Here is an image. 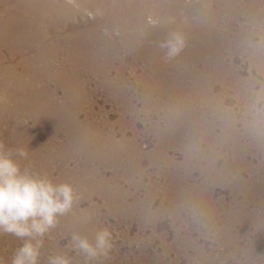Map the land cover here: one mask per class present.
<instances>
[{
  "label": "rangeland",
  "instance_id": "rangeland-1",
  "mask_svg": "<svg viewBox=\"0 0 264 264\" xmlns=\"http://www.w3.org/2000/svg\"><path fill=\"white\" fill-rule=\"evenodd\" d=\"M11 1L0 0V78L4 77V80L0 79V128L2 126L0 140L9 148H24L28 152L29 158L20 161L22 166L32 163L30 166L42 174H47L54 183H70L78 196L71 212L60 217L57 227L44 238L41 264H46L47 257L57 252H66L72 256L73 264H264V0H236L235 3L228 4L229 7L226 6V10L230 9L236 15L224 25L228 26L227 37L237 38L236 43L239 46L232 42L217 54L223 64L221 63V70L211 69L208 73L204 83H211L210 92L206 94L201 91L200 96L180 102V105L172 108L171 114L165 117L154 112L145 115L146 113L141 110L144 104L141 99L136 100L137 109H140L138 114L127 113L125 102L116 97V91L112 93L111 87L103 85V73L93 71L94 66L83 68L72 66L74 62H81L84 59L91 65L99 61L102 63L103 57L47 52L49 51L47 44L56 43L57 40L53 41L54 43L51 41L62 34L65 36L83 27H90L96 20L103 21L107 12L103 10L95 12V6L106 5L109 0ZM124 1L117 0L118 3L125 5ZM156 1L158 2L151 0L148 6L143 4L142 8L147 10L142 11L132 4L131 0H127V24H132L129 19L131 17L139 19L146 29L148 27L153 29L162 22H166L164 23L166 26L173 25L175 19L166 16ZM182 1L189 5H182L181 11H178L180 13H188V9L197 12V6L198 9L201 7L216 9L222 0ZM61 3L66 7L68 5L74 7L75 11L62 13L59 8ZM90 3L94 7H90ZM170 8L176 7L171 4ZM129 9L131 12L128 14ZM225 14L220 13L219 22L225 21L227 18ZM106 28V26L100 28L101 34L108 32ZM31 31L40 34L46 31L48 36L43 39L42 36L35 38ZM119 33L118 28L110 31L111 36L115 38ZM10 48L14 50L11 51ZM110 59L114 61L113 67L101 64L95 69L105 71L109 78H116L117 74L122 72L126 80L124 79L125 84L119 87L121 90H126V85L143 86L140 82L148 70L143 67L140 60H133L132 51H122L120 55ZM63 60L74 67L69 69V72H74L75 75L79 73L78 71L86 72V79L75 80L71 84L48 80L45 67L50 65L51 69L55 70L53 77L59 78L60 72L65 70L61 67ZM199 66L201 65H198V68ZM248 83H252L251 86ZM77 88H82V92L79 95L78 108L76 106L74 108L68 92L75 94L74 89ZM51 100L60 103L61 105H58L64 107L69 116L65 118L51 116L46 120L40 115L37 107L17 106L20 103L31 102L50 108ZM67 118L73 119L74 127L69 128L70 130L68 127L59 128L58 122ZM65 133L69 136H65ZM110 142H113V145L109 150L104 144ZM104 228L111 233V248L106 253L100 252L89 260L79 250H72L73 234L86 236L95 244L96 233ZM22 243V239L11 234L0 235V257L10 264L12 256Z\"/></svg>",
  "mask_w": 264,
  "mask_h": 264
},
{
  "label": "bare ground",
  "instance_id": "bare-ground-1",
  "mask_svg": "<svg viewBox=\"0 0 264 264\" xmlns=\"http://www.w3.org/2000/svg\"><path fill=\"white\" fill-rule=\"evenodd\" d=\"M11 1V0H10ZM17 1V0H16ZM40 1V0H39ZM80 1V0H79ZM82 1V0H81ZM94 1V0H93ZM97 1V0H96ZM130 1V0H129ZM151 0H131V3L138 6L140 10L143 11L142 8L143 4L149 5ZM217 1V0H216ZM43 2V1H42ZM55 2V1H54ZM52 2V3H54ZM63 2V1H62ZM65 2V1H64ZM105 2V1H104ZM126 4H120L117 0H109L106 5L100 4L95 6V12L100 10L103 12L106 11L107 15L103 21L96 20L94 24L90 27H83L75 31L74 33H69L67 35H63L57 37L56 39L52 40L51 42L55 41L56 43L47 44V52H52L55 54L58 53H74V54H89L93 57L98 56L103 57V62H97V64H89L87 60H82L81 62H74L72 66L83 68L86 66L92 67L93 71L103 73V85L107 87H111L112 93L116 94V97L121 99L125 102L124 106L127 107V113L130 112L131 114H138L140 109H137L136 100L141 99L144 101L142 111L147 114L149 113H158L162 117L171 114V109L178 107L180 102L187 101L193 98L200 96L202 92L208 93L209 89L211 88V83L206 82L208 73L211 69L221 70V61L220 56L217 54L226 46L231 45L233 42L236 43V39H231L227 37L229 31H227L228 26H224L230 19L235 18V13L231 12L230 9L226 10V6L229 7L228 4L235 3L236 0H222L216 9H212L210 7H201L198 9L197 12L189 11L188 13H180V7L188 6L189 4L184 3L182 0H161V2H157V6L161 8L165 13L166 16L173 17L175 19L173 25L166 26V22H162L160 25L156 26L155 28L146 29L142 26L143 23L140 22L137 18H129L132 24H127V0L124 1ZM123 2V3H124ZM248 2V1H247ZM12 3V1H11ZM27 3V2H26ZM31 3V2H30ZM46 3V2H45ZM49 3V2H47ZM86 3V2H85ZM155 3V2H154ZM207 3V2H206ZM1 4V3H0ZM19 4V3H18ZM34 4V3H33ZM38 4V3H37ZM36 4V5H37ZM40 4V3H39ZM43 4V3H42ZM156 4V3H155ZM173 4L176 8H170V5ZM28 5V3H27ZM45 5V4H44ZM47 5V4H46ZM87 5V4H86ZM208 4H206L207 6ZM10 6V5H9ZM26 6V5H25ZM40 6V5H39ZM42 6V5H41ZM69 6V5H68ZM66 7L59 5L60 10L62 13H70L75 11V8L70 6ZM90 7H94L92 3L89 4ZM133 6V5H132ZM194 6V5H193ZM3 7V6H2ZM33 7V6H32ZM36 7V6H35ZM45 7V6H44ZM47 7V6H46ZM57 7V6H56ZM84 7V6H83ZM156 7V6H155ZM213 7V6H212ZM9 8V7H8ZM12 8V7H11ZM49 8V7H47ZM134 8V7H133ZM136 8V7H135ZM154 8V7H153ZM158 8V9H159ZM189 8V7H188ZM191 8V7H190ZM195 8V7H193ZM231 8V7H230ZM19 9V8H18ZM31 9V8H30ZM45 9V8H44ZM50 9V8H49ZM55 9V8H54ZM78 9V8H77ZM137 9V8H136ZM184 9V8H183ZM37 10V9H35ZM42 10V9H41ZM58 9V11H60ZM79 10V9H78ZM93 10V8H92ZM147 10V9H146ZM192 10V9H191ZM234 10V9H233ZM239 10V9H238ZM17 11V10H16ZM29 11V10H28ZM52 11V9H51ZM141 11V12H142ZM31 12V11H29ZM43 12V11H42ZM48 12V11H47ZM92 12V11H91ZM94 12V13H95ZM131 12L129 9L128 14ZM157 12V10H156ZM159 12V11H158ZM15 13V12H14ZM20 13V12H19ZM27 13V12H26ZM24 13V14H26ZM37 13V12H36ZM44 13V12H43ZM59 13V12H58ZM82 13V12H81ZM80 13V14H81ZM93 13V12H92ZM220 13H226L225 21L219 22V15ZM4 14V13H3ZM6 14V13H5ZM28 14V13H27ZM33 14V13H32ZM31 14V15H32ZM55 14V13H54ZM132 14V13H131ZM136 14V13H135ZM19 15V14H18ZM30 15V16H31ZM40 15V14H39ZM49 15V13H48ZM65 15V14H64ZM97 15V14H96ZM103 15V14H102ZM105 15V14H104ZM222 15V14H221ZM223 15V16H225ZM8 16V15H7ZM27 16V15H26ZM161 16V15H160ZM163 16V15H162ZM19 17V16H18ZM29 17V16H28ZM32 17V16H31ZM55 16H53L54 18ZM69 17V16H68ZM73 17V16H72ZM71 17V18H72ZM81 17V16H80ZM97 17V16H96ZM137 17V16H136ZM184 17V18H183ZM43 18V17H42ZM95 18V17H94ZM140 18V17H139ZM192 18V19H191ZM224 18V17H223ZM12 19V18H11ZM26 19V18H25ZM41 19V18H40ZM62 19V18H61ZM65 19H67L65 17ZM90 19V18H89ZM163 19V18H162ZM27 20V19H26ZM35 20V19H34ZM165 20V19H164ZM167 20V19H166ZM32 21V20H31ZM36 21V20H35ZM34 21V22H35ZM52 21V20H51ZM55 21V20H54ZM69 21V20H68ZM94 21V20H93ZM10 22V21H9ZM23 22V20H22ZM56 22V21H55ZM63 22V20H62ZM11 23V22H10ZM44 23V22H43ZM52 23V22H50ZM71 23V22H70ZM160 23V22H159ZM169 23V21H168ZM4 24V23H3ZM14 24V23H13ZM21 24V23H19ZM31 24V22H30ZM34 24V23H33ZM37 24V23H35ZM39 24V23H38ZM54 24V23H53ZM26 25V24H25ZM156 25V24H155ZM45 26V25H44ZM64 26V25H63ZM102 26H106L108 32L101 34L100 28ZM22 27V26H21ZM41 27V26H40ZM46 27V26H45ZM48 27V26H47ZM57 27V26H56ZM113 28H118L120 33L114 36H111L110 31ZM5 30V28H3ZM14 29V28H12ZM26 29V28H25ZM37 29V28H36ZM35 29V30H36ZM41 29V28H40ZM57 29V28H56ZM7 30V28H6ZM23 30V29H22ZM30 30V29H29ZM116 30V29H115ZM9 31V30H8ZM24 31V30H23ZM37 31V30H36ZM66 31V30H65ZM41 32V31H40ZM69 32V31H68ZM241 32V31H240ZM12 33V32H11ZM18 33V32H17ZM29 33V32H28ZM35 38H46L48 36L47 32L44 31L42 34L39 32H30ZM39 33V34H38ZM112 33V32H111ZM55 34V33H54ZM236 34V33H235ZM238 34V33H237ZM179 36L182 40V44L179 47L178 52L173 55H169L170 47L164 46L167 41L175 40V38ZM233 36V35H231ZM15 37V35H14ZM51 37V36H50ZM6 38V37H5ZM8 38V37H7ZM10 38V37H9ZM26 38V37H25ZM32 38V37H31ZM54 38V37H53ZM11 39V38H10ZM30 39V38H29ZM8 40V39H7ZM15 40V39H14ZM13 40V41H14ZM18 40V39H17ZM32 40V39H31ZM238 40V39H237ZM243 40V38H242ZM241 40V41H242ZM5 41V40H4ZM19 41V40H18ZM34 41V40H33ZM48 41V40H47ZM244 41V40H243ZM16 42V41H15ZM14 42V43H15ZM27 42V41H26ZM238 42V41H237ZM3 43V42H2ZM7 43V42H6ZM13 43V42H12ZM13 43V44H14ZM250 43V42H249ZM243 44V43H242ZM255 44V43H254ZM21 45V44H20ZM238 45V44H237ZM246 45V44H245ZM17 46V44H16ZM25 46V45H24ZM31 46V45H30ZM42 46V45H41ZM40 46V47H41ZM239 46V45H238ZM252 46V45H251ZM5 47V46H4ZM15 47V46H14ZM158 47V48H155ZM243 47V46H241ZM250 48V47H249ZM262 48V47H261ZM11 49V48H10ZM38 49V48H37ZM246 49V48H245ZM14 50V49H13ZM11 49V51H13ZM159 50V51H155ZM231 50V49H230ZM235 50V49H234ZM249 50V49H248ZM255 50V49H254ZM257 50V48H256ZM18 51V50H17ZM37 51V50H36ZM122 51H132L133 52V60H140L143 67L148 70V72L142 77L141 82L142 87L139 84L135 86H127V89H120L121 85L125 82V75L122 72H119L116 78H109L107 74L102 71H98L95 67L102 66H111L114 65L113 59H110L113 56H118L121 54ZM245 51V50H243ZM262 51V50H261ZM33 52V51H32ZM43 52V51H42ZM11 53V52H10ZM40 53V52H39ZM44 53V52H43ZM120 53V54H119ZM127 53V52H126ZM229 53V52H228ZM234 53V52H233ZM245 53V52H244ZM22 54V53H21ZM29 54V53H28ZM42 54V53H41ZM250 54V53H249ZM252 54V53H251ZM14 55V54H13ZM255 55V54H254ZM259 56V54H257ZM25 56V55H24ZM32 56V54H31ZM36 56V55H35ZM51 56V55H50ZM81 56V55H80ZM90 56V57H91ZM225 56V54H224ZM249 56V55H248ZM263 55H261L262 57ZM11 57V56H10ZM54 57V56H53ZM60 57V56H59ZM83 57V56H82ZM86 57V56H85ZM107 57V58H106ZM121 57V56H120ZM229 57V56H228ZM255 57V56H254ZM6 58V57H5ZM12 58V57H11ZM89 58V57H88ZM260 58V57H259ZM33 59V58H32ZM35 59V58H34ZM55 59V58H54ZM57 59V58H56ZM67 59V58H66ZM69 59V58H68ZM74 59V58H73ZM76 59V58H75ZM116 59V58H115ZM122 59V58H121ZM127 59V58H126ZM223 59V58H221ZM252 59V58H251ZM264 60V59H263ZM2 61V59H1ZM19 61V60H17ZM76 61V60H75ZM93 61V60H92ZM128 61V60H127ZM251 61V60H250ZM256 61V60H255ZM32 62V61H31ZM62 62V61H61ZM67 62V61H66ZM65 60L61 63V67L65 69L63 72H60L59 78L53 77V69H51L50 65L45 67V75L48 80H55V81H62L67 82L68 84L74 82L75 80L83 81L86 79L87 74L69 72V69L74 68L71 67L70 63H66ZM120 62V61H119ZM123 62V61H122ZM121 62V63H122ZM232 62V61H231ZM34 63V62H33ZM37 62H35L36 64ZM40 63V62H39ZM50 63V62H49ZM52 63V61H51ZM54 63V62H53ZM129 63V62H128ZM137 63V62H136ZM251 63V62H250ZM5 64V63H4ZM9 64V63H8ZM13 64V63H12ZM24 64V63H23ZM45 64V63H44ZM60 64V63H59ZM58 64V65H59ZM72 64V63H71ZM127 64V63H126ZM223 64V63H222ZM229 64V63H228ZM16 65V64H15ZM22 65V64H21ZM28 65V64H27ZM56 65V64H55ZM131 65V64H129ZM128 65V66H129ZM198 65L199 66L198 68ZM237 65V64H236ZM235 65V66H236ZM258 65V63H257ZM261 65V64H260ZM3 66V65H2ZM8 66V65H7ZM29 66V65H28ZM27 66V67H28ZM53 66V65H52ZM136 66V65H135ZM223 66V65H222ZM10 67V66H9ZM16 67V66H15ZM22 67V66H21ZM39 67V66H38ZM122 67V66H121ZM141 67V66H140ZM228 67V66H227ZM14 68V67H13ZM19 68V67H18ZM32 68V67H31ZM36 68V67H35ZM60 68V67H59ZM104 68V67H103ZM133 68V67H132ZM135 68V67H134ZM225 68V67H224ZM22 69V68H21ZM26 69V68H25ZM99 69V68H98ZM127 69V68H126ZM229 69V68H228ZM255 69V68H254ZM59 70V69H58ZM73 70V69H72ZM110 70V69H109ZM237 70V69H235ZM88 71V69H87ZM118 71V70H117ZM126 71V70H125ZM213 71V70H212ZM107 72V71H106ZM216 72V71H214ZM232 72V71H231ZM9 73V72H8ZM20 73V72H19ZM37 73V72H36ZM88 73V72H87ZM114 73V72H113ZM116 73V72H115ZM143 73V72H142ZM17 74V73H16ZM29 74V73H28ZM33 74V73H32ZM35 74V73H34ZM43 74V73H42ZM41 74V75H42ZM95 74V73H94ZM112 74V73H111ZM227 74V72L225 73ZM229 74V73H228ZM232 74V73H231ZM237 74V73H236ZM37 75V74H36ZM89 75V74H88ZM102 75V74H101ZM114 75V74H113ZM142 75V74H141ZM210 75V74H209ZM218 75V73H217ZM215 75V76H217ZM239 76L240 73L238 74ZM9 76V75H7ZM11 76V75H10ZM9 76V77H10ZM13 76V75H12ZM26 76V75H25ZM28 76V75H27ZM38 76V75H37ZM44 76V75H43ZM77 76V77H76ZM112 76V75H111ZM220 76V75H219ZM222 76V75H221ZM15 77V76H14ZM42 77V76H41ZM97 77V75H96ZM22 78V76H21ZM37 78V77H36ZM40 78V77H39ZM78 78V79H77ZM212 78V77H211ZM215 78V77H214ZM237 78V77H236ZM239 78V77H238ZM245 78V77H243ZM249 78V77H248ZM1 79V78H0ZM4 80V77L2 78ZM1 79V80H2ZM16 79V78H15ZM23 79V78H22ZM93 79V78H92ZM97 79V78H96ZM98 79H100L98 77ZM125 79V80H124ZM223 79V78H222ZM253 79V78H251ZM10 80V79H9ZM21 80V79H20ZM33 80V79H32ZM45 80V79H44ZM88 80V78H87ZM91 80V79H90ZM94 80V79H93ZM102 80V79H101ZM209 80V79H208ZM235 80V79H234ZM233 80V81H234ZM34 81V80H33ZM36 81V80H35ZM77 81V82H79ZM220 81V80H219ZM229 81V80H228ZM241 81V80H240ZM239 81V82H240ZM246 81V80H245ZM31 82V81H30ZM38 82V81H37ZM138 82V81H137ZM136 82V83H137ZM225 82V81H224ZM232 82V81H231ZM248 82V81H247ZM251 82V81H250ZM3 83V82H2ZM51 83V82H50ZM54 83V82H53ZM61 83V82H59ZM82 83V82H81ZM96 83V82H95ZM101 83V82H100ZM38 84V83H37ZM44 84V83H43ZM93 84V83H92ZM125 84V83H124ZM226 84V83H225ZM250 84V83H248ZM252 84V83H251ZM250 84V86H251ZM13 85V84H12ZM27 84H25L26 86ZM64 85V84H63ZM79 85V83L77 84ZM238 85V84H237ZM241 85L244 86L242 83ZM11 86V85H10ZM14 86V85H13ZM54 86V85H52ZM61 86V85H60ZM85 86V85H84ZM95 86V85H94ZM104 86V87H105ZM223 86V85H222ZM105 87V88H107ZM120 87V88H119ZM229 87V86H228ZM3 88V87H2ZM27 88V87H26ZM29 88V87H28ZM73 88V87H72ZM218 88V87H217ZM220 88V87H219ZM241 88V87H240ZM19 89V88H18ZM31 89V88H30ZM82 89V88H81ZM81 89L77 88L75 90V94H71L68 92L71 102L74 104V108H78V99L79 95L81 94ZM98 89V87L96 88ZM102 89V88H101ZM5 90V89H4ZM9 90V89H8ZM12 90V89H11ZM38 90V89H37ZM42 90V89H41ZM50 90V89H49ZM59 90V89H58ZM66 90V89H65ZM71 90V89H70ZM93 90V89H92ZM13 91V90H12ZM62 91V90H61ZM69 91V90H68ZM106 91V90H105ZM202 91V92H201ZM215 91V90H214ZM64 92V91H63ZM91 92V90H90ZM103 92V91H102ZM101 92V93H102ZM201 92V93H200ZM210 92V91H209ZM224 92V91H223ZM20 93V92H19ZM23 93V92H22ZM33 93V92H32ZM49 93V92H48ZM74 93V92H73ZM94 93V92H93ZM222 93V92H221ZM226 93V92H225ZM1 94V93H0ZM11 94V93H10ZM27 94V93H26ZM42 94V93H41ZM98 94V93H97ZM106 94V93H105ZM109 94V93H108ZM205 94V95H206ZM219 94V93H218ZM8 95V94H7ZM12 95V94H11ZM16 95V94H15ZM35 95V94H33ZM38 95V94H37ZM59 95V94H58ZM87 95V94H86ZM92 95V94H91ZM111 95V94H110ZM42 96V95H41ZM55 96V95H54ZM63 96V95H62ZM83 96V95H82ZM95 96V95H94ZM107 96V95H106ZM213 96V95H211ZM8 97V96H7ZM13 97V96H12ZM15 97V96H14ZM38 97V96H37ZM45 97V96H44ZM113 97V96H112ZM205 97V96H204ZM224 97V96H223ZM1 98V97H0ZM64 98V97H63ZM90 98V97H89ZM107 98V97H106ZM115 98V97H114ZM219 98V96L217 97ZM3 99V98H2ZM1 99V102H2ZM25 99V98H24ZM43 99V98H41ZM40 99V100H41ZM46 99V97H45ZM67 99V98H66ZM91 99V98H90ZM93 99V98H92ZM111 99V98H110ZM109 99V101H110ZM31 100V99H30ZM35 100V99H34ZM33 100V102H34ZM63 100V99H62ZM65 100V99H64ZM107 100V99H106ZM118 100V99H117ZM120 100V101H121ZM140 100V101H141ZM16 101V100H15ZM25 101V100H24ZM43 101V100H42ZM41 101V102H42ZM113 101V100H112ZM196 101V100H195ZM203 101V100H202ZM4 102V101H3ZM68 102V101H67ZM88 102V101H87ZM96 102V100H95ZM8 103V102H7ZM38 103V100H37ZM92 103V102H91ZM195 103V102H194ZM9 104V103H8ZM12 104V103H11ZM50 104V103H49ZM60 104V103H58ZM55 101L51 100V107L45 108L33 103H20L17 105L18 107L25 108L26 106H34L37 107L39 110L40 115L45 117H68L67 113L65 112V108L58 105ZM64 104V103H63ZM67 104V103H66ZM141 104V103H140ZM185 104V103H184ZM196 104V103H195ZM204 104V103H203ZM4 105V103H3ZM92 105V104H90ZM105 105V103H104ZM116 105V104H115ZM201 105V104H200ZM210 105V104H209ZM5 106V105H4ZM10 106V105H9ZM44 106V104L42 105ZM117 106V105H116ZM123 106V105H122ZM142 106V105H141ZM190 106H192L190 104ZM203 106V105H202ZM213 106V105H212ZM13 107V106H12ZM105 107V106H104ZM187 107V105H186ZM5 108V107H4ZM8 108V105H7ZM31 108V107H30ZM67 108V107H66ZM69 108V107H68ZM89 108V107H88ZM111 108V107H110ZM198 108V107H197ZM196 108V109H197ZM211 108V107H210ZM17 109V108H16ZM28 109V108H27ZM113 109V108H112ZM118 109V108H117ZM199 109V108H198ZM206 109V108H205ZM37 110V111H38ZM78 111V109H75ZM85 110V109H84ZM93 110V109H92ZM91 110V111H92ZM116 110V109H115ZM122 110V109H121ZM180 110V109H179ZM202 110V109H201ZM209 110V109H208ZM4 111V110H3ZM13 111V110H12ZM16 111V110H15ZM23 111V109H22ZM30 111V110H29ZM70 111V110H69ZM89 111V110H88ZM97 111V109H96ZM105 111V110H104ZM141 111V112H142ZM174 111V110H173ZM185 111V110H184ZM11 112V111H10ZM19 112V111H18ZM120 112V111H119ZM179 112V111H178ZM177 112V113H178ZM181 112V111H180ZM4 113V112H3ZM7 113V112H6ZM121 113V112H120ZM186 113V112H185ZM194 113V112H193ZM200 113V112H199ZM211 113V112H210ZM15 114V113H14ZM88 114V113H87ZM90 114V113H89ZM88 114V115H89ZM124 114V113H123ZM181 114V113H180ZM184 114V113H183ZM3 115V114H2ZM29 115V114H28ZM31 115V114H30ZM39 115V114H37ZM100 115H102L100 113ZM107 117V114H105ZM154 115V114H153ZM157 115V114H156ZM200 115V114H199ZM211 115V114H210ZM72 118L73 115H70ZM91 116V115H90ZM95 116V115H94ZM104 116V115H103ZM141 116V115H140ZM177 116V115H176ZM5 117V116H4ZM98 117V116H97ZM101 117V116H100ZM121 117V116H120ZM143 117V116H141ZM154 117V116H153ZM160 117V116H159ZM168 117V116H167ZM180 117V116H179ZM15 118V117H14ZM20 118V117H18ZM35 118V117H34ZM72 118H67L65 121L60 120L58 122V127H74V121ZM130 118V117H129ZM139 118V117H138ZM146 118V117H145ZM169 118V117H168ZM190 118V117H189ZM198 118V117H197ZM202 118V117H201ZM6 119V118H5ZM16 119V118H15ZM24 119V118H23ZM87 119H89L87 117ZM91 119V117H90ZM102 119V118H100ZM120 119V118H119ZM199 119V118H198ZM27 120V119H26ZM47 120V119H46ZM57 120V119H56ZM55 120V121H56ZM59 120V119H58ZM82 120V118H81ZM93 120V119H92ZM91 120V121H92ZM97 120V119H96ZM108 120V119H107ZM106 120V121H107ZM123 120V119H122ZM166 120V118H165ZM164 120V121H165ZM186 120V119H185ZM50 121V120H49ZM76 121V120H75ZM87 121V120H86ZM99 121V120H98ZM127 121V120H126ZM175 121V120H174ZM3 122V121H2ZM16 122V121H15ZM20 122V120H19ZM27 122V121H26ZM25 122V124H26ZM43 122V121H42ZM52 122V120H51ZM54 122V121H53ZM114 122V121H113ZM168 122V121H167ZM183 122V121H182ZM14 123V122H13ZM23 123V122H22ZM31 123V122H30ZM29 123V124H30ZM125 123V121H124ZM134 123V121H133ZM156 123V122H155ZM165 123V122H164ZM174 123V122H173ZM177 123V122H176ZM179 123V122H178ZM181 123V122H180ZM212 123V122H211ZM3 124V123H2ZM9 124V123H8ZM11 124V123H10ZM9 124V125H10ZM42 124V123H41ZM48 124V123H47ZM79 124V123H78ZM90 124V123H89ZM103 124V122H102ZM112 124V123H110ZM121 125V123H119ZM136 124V123H135ZM171 124V122H170ZM175 124V123H174ZM213 124V123H212ZM16 125V124H15ZM21 125V124H20ZM32 125V124H31ZM34 125V124H33ZM44 125V124H43ZM91 125V124H90ZM101 125V123H100ZM113 125V124H112ZM123 125V124H122ZM169 125V124H168ZM176 125V124H175ZM189 125V124H188ZM79 126V125H78ZM85 126V125H83ZM106 126V125H105ZM127 126V125H126ZM152 126V125H151ZM150 126V127H151ZM154 126V125H153ZM15 127V126H14ZM29 127V126H28ZM39 127V126H38ZM37 127V128H38ZM91 127V126H90ZM99 127V126H98ZM124 127V126H123ZM134 127V125H133ZM160 126H158L159 128ZM171 127V126H170ZM2 128V126H1ZM0 128V129H1ZM5 127H3L4 129ZM41 128V127H40ZM51 128V127H50ZM115 128V127H114ZM148 128V127H147ZM182 128V127H181ZM189 128V127H188ZM191 128V127H190ZM17 129V128H16ZM54 129V128H53ZM52 129V130H53ZM67 129V128H66ZM94 129V128H93ZM102 129V127H101ZM113 129V128H112ZM139 129V128H138ZM156 129V126H155ZM173 129V128H172ZM26 131V129H24ZM56 130V129H55ZM59 130V129H58ZM72 130V129H71ZM81 130V129H79ZM88 130V129H87ZM105 130V129H104ZM124 130V129H123ZM136 130V129H135ZM188 130V129H187ZM1 131V130H0ZM18 131V130H17ZM37 131V130H36ZM111 131V130H110ZM142 131V130H141ZM173 131V130H172ZM177 131V129H176ZM226 131V130H225ZM16 132V131H15ZM24 132V131H23ZM108 132V131H107ZM121 132V131H120ZM170 132V131H169ZM180 132V131H179ZM178 132V133H179ZM183 132V131H182ZM191 132V131H190ZM227 132V131H226ZM229 132V131H228ZM9 133V132H8ZM37 133V132H36ZM43 133V132H42ZM49 133V132H48ZM61 133V132H60ZM87 133V132H86ZM105 133V132H104ZM124 133V132H123ZM146 133V132H145ZM166 133V132H165ZM177 133V132H176ZM224 133V132H223ZM17 134V133H16ZM22 134V133H21ZM27 134V133H26ZM29 134V133H28ZM47 134V132H46ZM66 134V133H65ZM134 134V133H133ZM149 134V133H147ZM161 134V133H160ZM5 135V134H4ZM36 135V134H35ZM62 135V134H61ZM66 134L65 136H67ZM125 135V133H124ZM156 135V134H155ZM214 135V134H213ZM32 136V135H31ZM49 136V135H48ZM69 136V135H68ZM71 136V135H70ZM110 136V134H109ZM113 136V135H112ZM116 136V135H115ZM114 136V137H115ZM159 136V135H157ZM165 136V135H164ZM167 136V135H166ZM24 137V136H22ZM52 137V136H51ZM50 137V138H51ZM73 137V136H71ZM92 137V136H91ZM105 137V135H104ZM113 137V138H114ZM120 137V136H119ZM118 137V138H119ZM129 137V136H128ZM135 137V136H133ZM137 137V136H136ZM155 137V136H154ZM4 138V137H3ZM18 138V137H17ZM28 138V137H27ZM42 138V137H41ZM54 138V137H53ZM58 138V137H57ZM88 138V137H87ZM111 138V137H110ZM125 138V137H124ZM127 138V136H126ZM182 138V137H181ZM14 139V138H13ZM22 139V138H21ZM30 139V138H29ZM92 139V138H90ZM105 139V138H104ZM136 139V138H135ZM160 139V137H159ZM163 139V138H162ZM5 140V138H4ZM26 140V139H24ZM40 140V139H39ZM88 140V139H87ZM108 140V139H107ZM161 140V139H160ZM7 141V140H6ZM12 141V140H11ZM41 141V140H40ZM39 141V142H40ZM52 141V140H51ZM73 141V140H72ZM75 141V139H74ZM78 141V140H77ZM99 141V140H98ZM110 141V139H109ZM114 141V140H113ZM118 142V140L115 139ZM123 141V140H122ZM163 141V140H162ZM29 142V141H28ZM27 142V143H28ZM44 142V141H43ZM81 142V141H80ZM84 142V141H83ZM100 142V141H99ZM128 142V141H127ZM169 142V141H168ZM177 142V141H176ZM184 142V141H183ZM14 143V142H13ZM26 143V144H27ZM65 143V142H64ZM71 143V142H70ZM69 143V144H70ZM76 143V142H75ZM123 143V142H122ZM134 143V142H133ZM162 143V142H161ZM164 143V142H163ZM162 143V144H163ZM21 144V143H20ZM49 144V143H48ZM74 144V143H73ZM124 144V143H123ZM160 144V143H159ZM169 144V143H168ZM178 144V143H177ZM196 144V143H195ZM16 145V144H15ZM35 145V144H34ZM67 145V143H66ZM78 145V144H77ZM105 148L109 149L113 142L110 144L105 143ZM117 145H119L117 143ZM132 145V144H131ZM134 145V144H133ZM137 145V144H136ZM41 146V145H40ZM50 146V145H49ZM48 146V147H49ZM60 146V145H59ZM89 146V145H88ZM168 146V145H167ZM179 146V145H178ZM14 147V146H13ZM26 147V146H25ZM45 147V146H44ZM68 147V146H67ZM96 147V146H95ZM100 147V146H99ZM121 147V146H120ZM127 147V146H126ZM137 147V146H136ZM135 147V148H136ZM166 147V146H165ZM182 147V146H181ZM186 147V146H185ZM195 147V145L193 146ZM78 148V147H77ZM92 148V147H91ZM125 148V147H123ZM158 148V146H157ZM57 149H60L57 147ZM70 149V148H69ZM83 149V148H82ZM106 149V150H107ZM122 149V148H121ZM183 149V148H182ZM193 149V148H192ZM54 150V149H53ZM76 150V149H75ZM74 150V151H75ZM93 150V149H92ZM110 150V149H109ZM113 150V149H112ZM189 150V149H188ZM29 151V150H28ZM58 151V150H57ZM66 151V150H65ZM82 151V150H81ZM149 151V150H148ZM151 151V150H150ZM158 151V150H157ZM194 151V149H193ZM51 152V151H50ZM60 152V151H59ZM95 152V150H94ZM111 152V151H110ZM117 152V150H116ZM125 151H123L124 153ZM127 152V151H126ZM166 152V151H165ZM188 152V151H187ZM35 153V152H34ZM52 153V152H51ZM68 153V152H67ZM88 153V152H87ZM97 153V152H96ZM102 153V152H101ZM106 153V152H105ZM104 153V154H105ZM122 153V154H123ZM133 153V152H132ZM33 154V153H32ZM31 154V155H32ZM43 153H41L42 155ZM60 154V153H59ZM64 154V153H63ZM75 154V153H74ZM95 154V153H94ZM163 154V153H162ZM214 154V153H211ZM34 155V154H33ZM81 155V154H80ZM85 155V154H84ZM113 155V154H112ZM125 155V154H124ZM37 156V155H36ZM43 156V155H42ZM56 156V155H55ZM123 156V155H122ZM128 156V155H127ZM131 156V155H130ZM157 156V155H156ZM166 156V155H165ZM65 157V156H64ZM103 157V156H102ZM141 157V156H140ZM160 157V156H159ZM187 157V156H186ZM185 157V158H186ZM204 157V156H203ZM213 157V156H212ZM210 156V158H212ZM29 158V157H28ZM36 158V157H35ZM52 158V157H51ZM58 158V157H56ZM113 158V156H112ZM158 158V157H157ZM161 158V157H160ZM166 158V157H165ZM200 158V157H199ZM49 159V158H48ZM101 159V158H100ZM115 159V158H114ZM133 159V158H132ZM164 159V158H162ZM167 159V158H166ZM188 159V158H187ZM203 159V158H202ZM208 159V158H207ZM30 160V159H29ZM124 160V159H123ZM169 160V159H168ZM213 160V159H212ZM36 161V160H35ZM38 161V160H37ZM46 161V160H45ZM129 161V160H128ZM131 161V160H130ZM153 161V160H151ZM156 161V160H155ZM218 161V160H216ZM215 161V162H216ZM44 162V161H43ZM48 162V161H47ZM87 162V161H86ZM93 162V161H92ZM95 162V161H94ZM115 161H113L114 164ZM166 162V161H165ZM37 163V162H36ZM91 163V162H90ZM103 163V162H102ZM123 163V161H122ZM168 163V162H167ZM170 163V162H169ZM186 163V162H185ZM212 163V162H211ZM32 164V163H31ZM28 164V165H31ZM60 164V162H59ZM106 164V163H105ZM120 164V162H119ZM137 164V163H136ZM172 164V163H171ZM210 164V163H209ZM40 165V164H39ZM37 165V166H39ZM61 165V164H60ZM118 165V164H117ZM216 165V164H215ZM88 166V165H87ZM48 167V166H47ZM43 168V167H42ZM46 168V167H45ZM81 168V167H80ZM92 168V167H91ZM224 168V167H223ZM41 169V168H39ZM48 169V168H47ZM82 169V168H81ZM130 170V169H128ZM215 170V169H214ZM225 170V169H224ZM42 171V170H41ZM68 171V170H67ZM95 171V170H94ZM131 171V170H130ZM173 171V170H172ZM50 172V171H49ZM174 172V171H173ZM212 172V171H211ZM218 172V171H217ZM223 172V171H222ZM73 173V172H72ZM89 173V172H88ZM171 173V172H170ZM215 173V172H214ZM67 174V173H66ZM65 174V175H66ZM75 175V174H74ZM114 175V174H113ZM169 175V173H168ZM173 175V174H172ZM87 177V176H86ZM116 177V175H115ZM187 177V176H186ZM101 178V177H100ZM99 178V179H100ZM174 178V177H173ZM91 179V178H90ZM98 179V178H97ZM96 179V181H97ZM102 180V179H100ZM109 180V179H108ZM85 181V180H84ZM83 181V182H84ZM89 181V180H88ZM112 181V180H111ZM176 181V180H174ZM90 182V181H89ZM95 182V181H94ZM104 181H101L103 183ZM100 183V184H101ZM106 183V182H105ZM108 184V182H107ZM171 184V183H170ZM100 186V185H99ZM111 186V185H110ZM113 187V186H112ZM115 187V186H114ZM111 189V188H110ZM115 189V188H114ZM108 194V193H107ZM112 195V194H111ZM111 197V196H110ZM84 226V225H83Z\"/></svg>",
  "mask_w": 264,
  "mask_h": 264
},
{
  "label": "clouds",
  "instance_id": "clouds-1",
  "mask_svg": "<svg viewBox=\"0 0 264 264\" xmlns=\"http://www.w3.org/2000/svg\"><path fill=\"white\" fill-rule=\"evenodd\" d=\"M179 36L164 45L169 55L178 52ZM24 148L12 149L0 140V235L11 234L23 240L10 264H41L45 237L60 223V217L71 212L78 196L70 183H54L47 175L30 165ZM72 250H79L91 260L111 248V233L104 228L96 233L95 244L76 233L71 238ZM0 264H8L0 257ZM46 264H73V257L57 252L47 257Z\"/></svg>",
  "mask_w": 264,
  "mask_h": 264
}]
</instances>
